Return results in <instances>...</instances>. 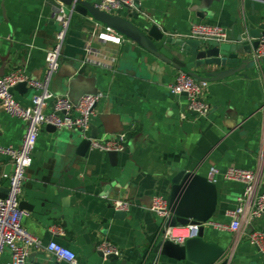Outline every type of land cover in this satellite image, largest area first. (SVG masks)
<instances>
[{
  "label": "crops",
  "instance_id": "obj_1",
  "mask_svg": "<svg viewBox=\"0 0 264 264\" xmlns=\"http://www.w3.org/2000/svg\"><path fill=\"white\" fill-rule=\"evenodd\" d=\"M201 1L138 0L140 17L126 8L117 13L136 24L147 19L174 36L187 37L195 23L216 24L227 29L230 41L243 35L245 24L264 25V0H211L204 18L197 15ZM59 6L58 0H0V77L19 67L32 78L43 76L46 51L59 29L53 18ZM103 26L73 13L51 87L74 102L100 94L92 120L98 138L127 132V148L116 164L107 152L92 147L77 157L78 129L42 127L20 195L21 208L29 212L23 225L42 241L27 264H68L46 249L53 240L75 251L80 264H196L154 251L165 221L150 209L152 200L168 198L177 170L208 176L217 167L218 207L212 222L229 225L228 211L238 206L245 184L224 179L223 172L228 167L258 170V189L264 190V59L230 77L209 80L205 98L211 110L197 116L188 111L185 95L172 96L168 90L181 69L129 39L116 44L99 38ZM254 54L235 56L247 61ZM219 69L224 67L193 71L209 77ZM14 94L29 105L34 90ZM25 131L23 120L0 107V145L20 146ZM9 164L0 156V187L8 188L4 170ZM255 230L264 231V212L238 231L207 225L204 238L226 248L228 264H264V253L249 240ZM106 240L119 248V260L101 255L99 245ZM12 255L6 248L0 264H8Z\"/></svg>",
  "mask_w": 264,
  "mask_h": 264
},
{
  "label": "built area",
  "instance_id": "obj_2",
  "mask_svg": "<svg viewBox=\"0 0 264 264\" xmlns=\"http://www.w3.org/2000/svg\"><path fill=\"white\" fill-rule=\"evenodd\" d=\"M96 5L101 10L110 13H117L126 6L131 10H138L136 0H99ZM72 15V11L66 12L62 4L54 11L53 18L59 22V29L55 43L46 51L45 70L41 78H32L27 69L23 67L16 68L0 77V107L10 115L23 120L26 126L20 146L0 145V156L7 157L13 166L12 172L6 175L9 179L7 195L4 198L0 196V255L6 248L12 250V260L8 264H27L32 249L42 245L41 239L24 227L22 220L29 215V212L20 207L22 184L26 171L33 162L42 127L51 124L57 129H80L84 135L88 136L95 115V106L101 98L100 94H87L75 103L67 95L56 94L52 90V81L60 68L62 47ZM103 29L99 38L116 44H122L128 39L109 26L104 25ZM187 37L213 39L220 42L230 41L227 29L207 23H195ZM262 42L263 44L255 51V58L264 57V38ZM21 82H26L28 87L34 90L29 105L21 103L11 91L13 86ZM209 84L208 80L196 79L182 70L168 85V90L172 96L185 95L187 97L189 112L197 116H207L211 110V105L205 98ZM127 144V132L104 139L94 138L91 141L92 148L104 152L113 150L122 152L127 148ZM219 173L217 167H212L208 177L217 182ZM259 175L258 170L238 167H228L223 172L224 179L245 184V189L238 198V206L228 211L232 218L229 225L210 221L165 226L171 215L168 198L164 195L154 196L150 209L165 221L162 238L177 244H184L187 239L198 236L202 225L210 224L220 229L240 230L244 221L250 223L264 212V190L258 189ZM249 240L264 253V231H253ZM46 249L58 260H63L68 264H80L76 252L57 241H50ZM99 250L104 255H120L119 248L107 240L99 245Z\"/></svg>",
  "mask_w": 264,
  "mask_h": 264
},
{
  "label": "water",
  "instance_id": "obj_3",
  "mask_svg": "<svg viewBox=\"0 0 264 264\" xmlns=\"http://www.w3.org/2000/svg\"><path fill=\"white\" fill-rule=\"evenodd\" d=\"M64 5L66 12L78 13L82 16H90L105 26L115 29L118 33L124 35L129 40L135 42L138 46L156 55L168 64L188 72L196 79L219 80L230 77L246 68L250 63L261 62L264 57L242 60L237 54H249L258 50L263 44L264 25L254 27L245 24L243 35L233 37L232 41H217L213 39H199L185 36L169 35L158 24L149 23L144 19L141 24H136L127 16L118 13H110L97 7L96 2L90 0H58ZM211 0H202L197 6L198 16L205 17ZM138 3V0H136ZM129 13L140 17V13L125 7ZM176 49V50H175ZM176 52V55L174 54ZM205 65H216L224 67L209 72V77L201 76L193 71L195 67ZM29 89L26 82L18 83L11 88L25 92ZM96 95L97 92H92ZM79 101V100H78ZM77 101V102H78ZM74 102V101H73ZM75 102V103H77ZM51 130H56L54 125L49 124ZM91 133L85 136L79 130L81 139L79 140L75 155L84 157L91 148V141L98 138V128L91 125ZM112 163L116 164L120 153L118 151H108ZM13 170L12 164H9L4 174L9 175ZM1 176V167H0ZM7 187H0V196L6 197ZM114 201H117L116 199ZM168 203L171 215L168 217L165 226H175L177 224L201 223L213 221L218 207V187L217 182L211 180L196 171L181 168L176 171L172 178V186L168 194ZM22 207V203H20ZM122 216L124 212L118 210L117 213ZM205 226L200 227L198 236L187 239L184 244H177L163 238L158 242L154 251L160 250L177 260L186 259L196 264H216L223 258L222 264H228L226 257V248L218 242L208 241L204 238ZM102 256L111 261L119 260L121 255L109 254ZM126 261L122 260L121 264Z\"/></svg>",
  "mask_w": 264,
  "mask_h": 264
}]
</instances>
